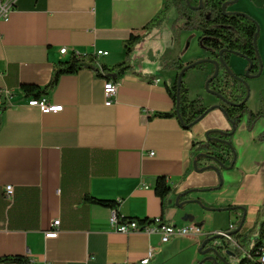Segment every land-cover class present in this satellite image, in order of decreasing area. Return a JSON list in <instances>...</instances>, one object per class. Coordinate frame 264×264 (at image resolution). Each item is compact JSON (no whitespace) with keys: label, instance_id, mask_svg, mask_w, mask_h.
<instances>
[{"label":"crops","instance_id":"obj_1","mask_svg":"<svg viewBox=\"0 0 264 264\" xmlns=\"http://www.w3.org/2000/svg\"><path fill=\"white\" fill-rule=\"evenodd\" d=\"M236 1L228 9L245 11L260 24L258 44L264 59V0ZM164 2L16 0L10 19L0 23V111L6 105L0 130V256L28 255L35 264H185V259L186 264H198L204 258V235L163 243L157 233L117 232L111 223L114 209L85 201L87 194L120 201L125 217L198 224L207 233L233 227L238 245L229 246L222 264H241L256 245L264 219V140L257 139L264 132V118L252 131L244 118L234 135L235 157L230 151H209L226 166L220 173L194 168V142L231 124L218 107L220 98L202 92L209 71L188 78L191 98L201 95L205 105L214 106L191 128L175 116L155 115L175 107L170 89L178 73L164 69L162 62L211 56L200 45L199 32L182 30L174 36V25L182 23L175 8L161 26L146 29ZM191 2L197 5L199 0ZM135 35L142 40L128 53L124 43ZM97 50L109 52L97 56V64L125 63L131 68L119 76V68L103 76L88 68L64 74L43 94L49 104L63 105L62 111L42 113L29 105L24 84L45 88L57 62L72 55L83 60ZM237 58L231 57V66L243 73L247 62ZM116 77L115 101L106 105L105 80ZM159 177L170 186L164 201L155 192ZM7 185L15 188L13 200L5 196ZM189 190L188 198L178 199ZM224 205L246 211L210 208ZM57 219L58 236L46 237ZM202 264L216 263L208 259Z\"/></svg>","mask_w":264,"mask_h":264},{"label":"trees","instance_id":"obj_2","mask_svg":"<svg viewBox=\"0 0 264 264\" xmlns=\"http://www.w3.org/2000/svg\"><path fill=\"white\" fill-rule=\"evenodd\" d=\"M234 0H203L202 7L196 8L187 3V0H165L162 9L159 13L148 23L146 29L152 27H159L166 20L168 12L175 8L178 12V20L182 23L174 25L175 35L182 30L197 31L200 33V45L211 52L208 59L196 60L192 62H184L181 57L167 58L162 62V67L167 70H175L178 75L189 67L182 76L180 86L177 84L170 89V92L175 100V107L170 112L157 113L160 117H177L185 128H191L196 122L202 119L213 107L205 105L204 97L199 95L196 98H191L190 87L186 81L187 71L190 69H199L207 71L210 65L213 70L208 76V91L218 96L221 100L220 108L226 114L231 128L228 130H210L206 134V138L201 141H195L193 145V156L196 159V164L199 170H206L212 168V165L226 167L214 154L209 151L227 152L236 155L234 145V135L242 124L244 118H247L246 127L252 131L260 119L264 118V104L258 110H252L248 105L247 97V78L259 76L262 72V58L258 48V38L260 35V24L250 14L245 12L229 11L228 5ZM191 4H193L191 2ZM226 4L225 10L223 5ZM194 5V4H193ZM198 5V4H197ZM142 40L141 35L131 36L128 41H125V48L127 52L133 50L135 44ZM239 55L247 60V71L245 74H236L231 70L230 58L232 55ZM212 60H217L220 63V71L214 77L215 67ZM96 55H86L83 60L72 55L68 60L57 62L53 68L52 78L45 88H41L36 84H24L23 89L26 96L39 98L43 96L53 86H55L59 78L64 74H71L78 72L81 69H91L97 75L103 76L106 71H113L121 69L118 76L124 70L131 68L125 63H118L115 65H108L105 63L97 64ZM110 79V78H108ZM117 81V77L114 78ZM6 108L3 104L0 111V130L2 127L1 113ZM258 140H264V132L259 135ZM193 160V165H194ZM195 168V167H194ZM155 192L164 201L170 192V186L165 177H159ZM191 190L180 196V199L188 198ZM85 201L109 206L116 210L119 215V221L122 223L136 220L140 228L150 225L153 220L150 218H135L125 217L120 213V201L113 198H103L87 194ZM192 201V200H189ZM214 210H226L230 212H237L241 210L246 211L245 207L236 205H224L210 207ZM264 217V207L262 210ZM233 234V227L225 230ZM264 233V219L260 228V236L256 245L250 249L246 256L241 260V264H261L259 261L261 251V236ZM208 246L216 247L222 253V246H228L229 242L222 235L211 233L206 237ZM204 257L198 264L207 261ZM0 262L16 263V264H35L28 255H3L0 256ZM219 264L221 260L218 261Z\"/></svg>","mask_w":264,"mask_h":264},{"label":"built area","instance_id":"obj_3","mask_svg":"<svg viewBox=\"0 0 264 264\" xmlns=\"http://www.w3.org/2000/svg\"><path fill=\"white\" fill-rule=\"evenodd\" d=\"M16 0H0V23L3 21H8L10 19V15L13 12L15 8ZM0 38H1V30H0ZM67 52V48L61 49V53L65 54ZM96 56H107L109 54L108 51L105 50H97ZM98 66H100V63H98ZM119 87V82L115 81L114 79H106L104 84V94L106 97L105 104L106 105H112L115 101V96L117 94ZM4 94L6 96L10 95V91L8 89H4ZM29 105L38 107L42 113H51V112H59L62 111L63 105H51L47 101V99L43 96L39 98L31 97L29 99ZM151 154H154V152H151ZM5 196L8 200H13L15 197V188L13 185H7L5 187ZM153 222L150 225H146L143 228H140L138 225V222L136 220L129 221L122 223L119 221V215L116 210L112 213L111 217V223L114 227V229L117 232L128 234L133 231H141L145 232L147 234H159L161 236V240L163 243H169L175 238L179 237H186V236H195V235H204L207 237L211 233H207L203 231L202 227L198 224H190V225H184V226H176L171 225L163 221L161 217L152 218ZM59 226H60V220H55L50 229L46 232V237L48 238H55L59 234ZM216 234L222 235L226 238V240L229 242V245L226 246V250L229 248V246H237L238 243L236 240L233 239L232 234L226 232V231H218ZM261 251L259 256V261L261 264H264V233L261 236ZM152 251L150 252L151 255ZM148 261V258L142 260L141 263H146ZM116 264H132L129 261L124 262H118Z\"/></svg>","mask_w":264,"mask_h":264},{"label":"rangeland","instance_id":"obj_4","mask_svg":"<svg viewBox=\"0 0 264 264\" xmlns=\"http://www.w3.org/2000/svg\"><path fill=\"white\" fill-rule=\"evenodd\" d=\"M237 1L236 2H234V3H231V4H229L228 5V8H233V7H235L236 5H237ZM174 10V8L172 9V10H170L168 13H169V15L172 13V11ZM229 11H235V12H245V11H240V10H238V9H234V10H230V9H228ZM245 13H247V12H245ZM172 15V14H171ZM170 15V16H171ZM173 32H174V36L176 37V38H178V36H179V34H177V35H175V28H173ZM196 48V47H195ZM258 48H259V52H260V55H261V58H262V60H264L263 59V56H262V51L260 50V47H259V44H258ZM133 49H135V46L133 47ZM201 48L198 46V50H200ZM208 51V50H207ZM210 54H211V52L210 51H208ZM232 56H235V54L234 55H232ZM231 56V57H232ZM238 58V60L239 61H242V60H245L246 62H247V60L245 59V58H243V57H241V56H239V55H236ZM210 58V57H209ZM203 58H200V59H198V60H202ZM206 59V58H205ZM231 59V58H230ZM238 61V62H239ZM263 62V61H262ZM248 63V62H247ZM230 67H231V70L233 71V72H235L234 71V69L232 68V66H231V63H230ZM213 68V66L212 65H210V67H209V69L207 70V71H209V72H212V69ZM246 69H247V66H246ZM201 71H205V70H199V69H190V70H188L187 71V74H186V81H187V83H188V78L190 79V77H191V75H192V73H201ZM246 71L247 70H245L243 73H237V72H235L236 74H245L246 73ZM262 74V73H261ZM259 75V76H253V77H248L247 78V83H246V86H247V95H249V97H248V102H247V105L251 108H253V109H255V108H260L261 107V104H264V96H262V92H263V86H264V76H262V75ZM196 82H198V80H196ZM189 85V84H188ZM190 87V86H189ZM203 89H204V91H202L204 94H205V92L206 91H208V89L206 88V86L204 85V87H203ZM215 97V96H214ZM202 256H204V257H209V253H200ZM238 258H241V255H239L238 256ZM186 262H187V259H185V264H186Z\"/></svg>","mask_w":264,"mask_h":264},{"label":"water","instance_id":"obj_5","mask_svg":"<svg viewBox=\"0 0 264 264\" xmlns=\"http://www.w3.org/2000/svg\"><path fill=\"white\" fill-rule=\"evenodd\" d=\"M234 1H236V0H234ZM202 2H203V0H199V3H198V5H193V4H191V0H187V3L189 4V5H192L193 7H196V8H200V7H202ZM225 8H226V4H224L223 5V9L225 10ZM212 63L215 65V72H214V75H213V77L212 78H214L218 73H219V71H220V63H219V61H217V60H212ZM189 67H186V68H184V70L178 75V85L180 86V83H181V79H182V76H183V73L188 69ZM262 69H263V66H262ZM262 69H261V72H262ZM205 86H206V88L207 89H209L208 88V81L206 82V84H205ZM247 97H249V95H247ZM213 108H214V106H212ZM218 107H220V105H218ZM194 167H195V169L197 170V171H201V170H199V168H198V166H197V164H196V159L194 160ZM212 168H214V169H216L219 173H220V169H219V167L218 166H216V165H212ZM216 189V188H215ZM204 190H206V191H211V190H214V188H207V189H204ZM186 193V192H185ZM184 193V194H185ZM184 194H180L179 195V197H178V199L180 198V196L181 195H184ZM188 202V200L187 201H183V202H181V203H179L178 201H177V205L178 206H182L183 204H185V203H187ZM207 243H208V241L207 240H204L203 241V243H202V245H201V247H200V252L201 253H212L211 255H209V257H207V259H211V260H213L216 264H219V260H221V261H224L225 260V255H224V253H226V254H228V250H226V246H222L221 247V249H222V253L216 248V247H214V246H208L207 247Z\"/></svg>","mask_w":264,"mask_h":264}]
</instances>
